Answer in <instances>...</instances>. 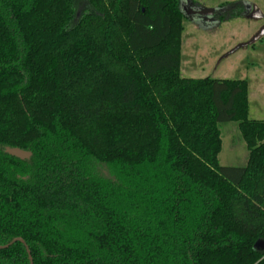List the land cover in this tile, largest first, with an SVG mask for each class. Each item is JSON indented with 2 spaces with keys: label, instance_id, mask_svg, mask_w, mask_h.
I'll use <instances>...</instances> for the list:
<instances>
[{
  "label": "trees",
  "instance_id": "obj_1",
  "mask_svg": "<svg viewBox=\"0 0 264 264\" xmlns=\"http://www.w3.org/2000/svg\"><path fill=\"white\" fill-rule=\"evenodd\" d=\"M184 18L0 0V264H264V121L246 80L180 74ZM230 122L245 167L220 164Z\"/></svg>",
  "mask_w": 264,
  "mask_h": 264
},
{
  "label": "rangeland",
  "instance_id": "obj_2",
  "mask_svg": "<svg viewBox=\"0 0 264 264\" xmlns=\"http://www.w3.org/2000/svg\"><path fill=\"white\" fill-rule=\"evenodd\" d=\"M194 1L215 13L203 21L184 18L180 74L184 78L246 80L250 118L264 121V0ZM220 131V164L245 167L248 150L237 123L221 124Z\"/></svg>",
  "mask_w": 264,
  "mask_h": 264
},
{
  "label": "water",
  "instance_id": "obj_3",
  "mask_svg": "<svg viewBox=\"0 0 264 264\" xmlns=\"http://www.w3.org/2000/svg\"><path fill=\"white\" fill-rule=\"evenodd\" d=\"M185 8H186V6L183 4V8H182L183 14L185 13V10H186ZM214 13H215L214 10L203 9V8H200L198 11H194L193 12V14H195L197 16L199 21H203V20L209 19L210 17H213ZM5 152L7 154H9L10 156L16 157V158H18L20 160H28L32 156V153L30 151H25V150H22L20 148L6 147ZM15 242L23 243L26 246V248L28 249L25 241L22 240L21 238H17L15 240H13V242L11 244H13ZM8 246L9 245L3 246V247H0V248H4V247H8ZM255 247L258 248V249H261L262 251H264V240L258 241L255 244ZM29 254H30V252H29ZM30 260H31V264H33L32 257H30Z\"/></svg>",
  "mask_w": 264,
  "mask_h": 264
},
{
  "label": "flooded vegetation",
  "instance_id": "obj_4",
  "mask_svg": "<svg viewBox=\"0 0 264 264\" xmlns=\"http://www.w3.org/2000/svg\"><path fill=\"white\" fill-rule=\"evenodd\" d=\"M183 4L186 6V10H185V18H190L192 20L195 21H199L197 16L195 14H193L194 11H198L201 7L197 5V3H195L194 0H182L181 5L183 8ZM222 17V16H221Z\"/></svg>",
  "mask_w": 264,
  "mask_h": 264
},
{
  "label": "crops",
  "instance_id": "obj_5",
  "mask_svg": "<svg viewBox=\"0 0 264 264\" xmlns=\"http://www.w3.org/2000/svg\"><path fill=\"white\" fill-rule=\"evenodd\" d=\"M249 97V96H248ZM249 108H250V98H249ZM249 117H250V109H249Z\"/></svg>",
  "mask_w": 264,
  "mask_h": 264
}]
</instances>
